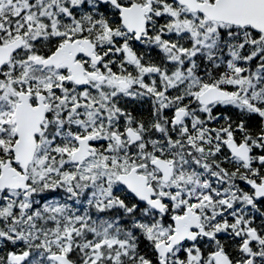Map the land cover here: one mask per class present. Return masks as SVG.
I'll list each match as a JSON object with an SVG mask.
<instances>
[{
    "label": "snow or ice",
    "instance_id": "1",
    "mask_svg": "<svg viewBox=\"0 0 264 264\" xmlns=\"http://www.w3.org/2000/svg\"><path fill=\"white\" fill-rule=\"evenodd\" d=\"M0 264H264V0H0Z\"/></svg>",
    "mask_w": 264,
    "mask_h": 264
}]
</instances>
